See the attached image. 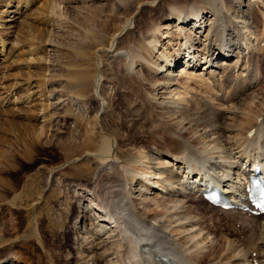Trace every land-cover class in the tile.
I'll return each mask as SVG.
<instances>
[{
	"label": "rangeland",
	"instance_id": "1",
	"mask_svg": "<svg viewBox=\"0 0 264 264\" xmlns=\"http://www.w3.org/2000/svg\"><path fill=\"white\" fill-rule=\"evenodd\" d=\"M33 1L22 7L20 0H0V32H3L1 34L6 39L4 52L0 55V259L8 257L2 264H82V262L92 264L91 238L88 237L89 232L87 233L91 225L89 219L86 221L88 214H93V221L100 224L99 227L104 225L107 228L105 237L109 236L111 241L117 243L115 245L124 244L125 238L123 232H120L115 225L116 222L105 217L106 210L104 212L103 206L106 199H112L110 198L113 194L112 186L108 184L111 185L110 180L116 177L114 172L117 170L114 169L113 174L110 173L108 169H111V164L105 165L102 161L87 158L84 151L93 150L101 144L105 130L107 134L118 139L115 158L118 162L127 161L136 154V156L143 155L142 162L146 163L148 158L145 155L151 147L172 150L173 143L180 136L178 127L167 116V112L161 110L158 113L154 103H149L148 94L152 95L156 87L145 89L140 85L139 76H134L143 73L144 77L155 80L154 69L149 67L150 71L147 69L149 73L144 72L141 62H137L133 65V71L132 69L131 72L126 71L124 69L126 52L134 53L135 50L131 47L137 44L139 36L147 30L153 31V27L156 28L157 23H160L162 30L159 34L162 35L158 46L155 44L151 47L153 49L139 50L143 57L150 56V58L145 57L149 63L153 58L154 63L158 62L156 65L159 63L162 65L165 62L164 56L175 54L180 43L184 42V32L178 31L173 26L177 18L170 16L169 12L173 7L190 11L193 6L200 5L199 7L204 8L205 17L208 16L207 25L213 13L212 6L221 7L227 16L226 23L231 25L227 29L229 34L227 31V34L224 33V41L226 40L227 46L231 43L229 44L231 47H228L237 48L240 57L245 54L246 56L243 57L247 59L250 53L259 52L260 44L264 46V41L258 44L257 38L255 40L257 33H260L259 29H262L260 24L264 21L262 20L264 5H261L264 2L263 0ZM212 1L215 3L212 4ZM250 3H253L252 6ZM50 4H55L56 7L53 9ZM19 6L20 10L17 9ZM246 11H251V16L255 17L252 18L253 22L249 21L254 26L252 25L250 30V26L244 27L245 32L243 22L240 21L244 19L243 15L248 14ZM13 17L15 19L10 21ZM128 22L132 25L124 28L125 23ZM6 25L9 28L5 30ZM240 25L241 28H238ZM256 28L258 31H255ZM249 35H252V38ZM150 38L147 42L151 41ZM113 41H115L114 46ZM232 41L240 44L241 47ZM150 50L152 53L149 52ZM261 53L260 60L263 63L264 48ZM182 56L183 62L189 58V56L186 58V54ZM224 60L230 61L226 58ZM99 61L101 66L98 70L102 77L101 94L96 95L91 87ZM152 61L151 64L154 65ZM181 64H177L175 69ZM82 67L86 68L85 71ZM164 67L161 68L164 72L159 74L160 77L168 73L165 69L169 66ZM201 68L204 69V65ZM218 70L216 71L219 73L216 75L221 85L222 75L221 70ZM86 71L89 77L84 83L77 77ZM206 71L207 69L204 70ZM256 73L259 75L258 79L261 78L258 68ZM260 80L261 82L258 81L255 87H261V84L264 86V78ZM82 85H84L83 90ZM189 85V90L184 92L185 96L189 92L188 97L182 95L186 101L174 103L178 106L177 112H182L191 120L207 114L211 119L220 121L218 101H215L216 105L213 104L217 99L213 94L215 90L199 81L190 82ZM86 86L89 92L85 90ZM221 86L226 89V91L224 89L225 93L230 94L229 87L228 89L224 84ZM261 95L264 96V92ZM204 98L206 102L211 99L210 103L215 108L218 106L217 110H214L210 103L206 104ZM228 99L225 105L231 104L233 108L237 101ZM203 102L206 107L205 104L203 106ZM256 103L264 105L263 101ZM150 104H153L152 107ZM211 106L213 109L207 108ZM43 108H47L45 111L47 113L42 112ZM163 115L165 120L162 118ZM215 115L218 118H215ZM185 132L183 135L190 137L189 133ZM191 140L188 139L195 145L196 142ZM77 141L85 146L81 143L69 149L65 146ZM243 144L241 146L244 147L240 146L241 149L238 147L236 151L242 153L243 148H246L244 149L246 154H256L255 145L250 146L247 142ZM203 146L196 143L191 147L189 150L191 155L188 153L187 157H190L184 166H188V163L189 166H196L197 171L199 170L198 172L207 178L208 182L210 180L219 182L220 176L215 174L209 164L213 150L210 149L211 146L204 148ZM142 150L144 151L141 152ZM75 156H81L80 160H75L78 158H74ZM66 160H75V162L71 161L58 172L51 173L52 167ZM116 172L115 174L119 176ZM106 174L110 176L107 177ZM137 182L131 189H135L133 199L139 205H143L142 201L148 197L142 190L144 186L140 181ZM220 183L226 182L220 181ZM74 184L77 186L74 187ZM74 188L85 200L83 201L85 209L81 211L78 208L79 199L73 191ZM173 193L175 191L160 193L163 194L162 206L174 204L178 195ZM149 196L154 194L149 193ZM190 203L200 205L205 212L207 211L201 201L193 200ZM152 207L149 205L140 208L145 213ZM78 217L80 224L76 223ZM95 225L96 223L92 226ZM240 225L234 224L238 229L237 236L230 235L231 231H228L227 235L245 242L246 233ZM193 227L190 229L192 237L189 239L190 242L199 240L202 236L198 225ZM212 230L219 232L216 228H211V232ZM99 264H102L100 260Z\"/></svg>",
	"mask_w": 264,
	"mask_h": 264
},
{
	"label": "bare ground",
	"instance_id": "2",
	"mask_svg": "<svg viewBox=\"0 0 264 264\" xmlns=\"http://www.w3.org/2000/svg\"><path fill=\"white\" fill-rule=\"evenodd\" d=\"M20 1L23 7L33 0ZM214 3L215 2L212 1V4ZM251 4L253 3H250V5ZM250 5H248V7ZM261 5L263 6L264 3ZM51 6L53 9L56 7L55 4ZM199 6L200 5L193 6L190 11L184 10L183 8L181 9V7L180 9H177L179 7H173L169 12L170 16H176L178 23L176 22L173 26H175L178 31L184 32V42L180 43L178 50L174 49L177 51L175 54H167L168 56L164 54L167 57L163 55L165 57V59L163 57L165 65H163L164 63L162 65L160 63L156 65L158 62L154 63L155 61L153 62L152 58L151 61L154 63L153 65L151 61L149 63L148 59H145L147 56L143 57L144 55L142 56L140 53V50H147L155 44L158 46L159 38L162 35V33L159 34L160 30H162V25H159L160 23H157L158 25L155 26L156 28L153 27V31L151 29V31L147 30L145 33H142L137 39V44L131 47L135 50L134 53L127 51V56L125 57L124 69L126 71L131 72V69L133 71V65L137 62H141L144 72H148L147 69H149V67L154 69V75L156 74V77H154L155 80L146 76L144 77L143 73L142 75L136 72L137 74L134 76H139L138 78H140L141 81L140 85L143 88L149 89L153 88V86L156 87L152 95L150 93L148 94L149 103H154L158 113L161 110L166 111L167 116L178 127V135L180 136L177 137V140L172 145L174 149H159V147L155 148L154 146L151 147L149 152L145 155V157L148 158V162L146 163L142 162V158H144L143 155L136 156L134 153V156L132 155L133 158L131 157L127 161L124 160L122 162L120 160L118 162L115 159L118 139L115 136L107 134L104 130L101 144L93 150L88 149L84 151L87 158L89 157L102 161L105 165L111 164V169H108L110 173L112 172L113 174L115 169L117 170V172H115L119 174V176H117L114 172L116 177L110 180L111 185L108 184L112 186L111 193L113 194L110 197L112 199H106L103 206L104 212L106 210L105 217L111 219L112 222H116L115 225L120 229V232H123L125 238L124 244L118 243V245H115L117 243L111 241L112 239L110 240L109 236L105 237L104 233L107 228H105L104 225L99 227L100 224L93 221V214H88V216H86V221L89 219L91 226L87 231L90 235L87 236L91 238L90 256H92V264H99V260L102 264H264V213L248 215L246 211L239 209H224L221 206L210 203L203 197L200 190H203L208 184L213 185L216 183L213 181L208 182L207 178H204L203 175L198 172L199 170L197 171V168H195L196 166H189V163L188 166H184L188 157H190H187L189 150H191V147L195 146L196 143L203 144V148L211 146L210 149L213 150V153L209 164L216 172L215 174L220 176V181L226 182L221 184L219 181L224 189L231 192L233 198L243 195L244 189L248 181L252 179L254 170L257 166L261 167L264 175V105L256 103V101L264 102V96L261 95L264 92V86L261 84V87H255L256 83L258 81L261 82L260 79L264 78V62L262 63L260 60L262 48H264V46L260 44L259 52L256 51V54L254 50V52L252 51L254 54L248 52V54L250 53V57L247 59L244 58L246 55L242 54V57L244 56L243 60L240 54H238L239 51L236 50V47L238 45L240 46V44L234 43L235 37L233 39L234 42H232L238 44L235 47L236 49H234V47L230 48L231 45L229 44L231 43L229 42L228 46L230 47H228L226 45V40L224 41V33H226L228 26L231 25L230 23H226L227 16L223 13L221 7L212 6L213 13L207 25L208 16L205 17L204 8ZM17 9L20 10V6ZM251 11H246L248 14L244 12L246 15L242 16L244 19L240 22H243V30L244 27L247 26H250L249 30L252 29L251 26L253 23L251 24L249 21L253 22L252 18L255 16H251ZM262 13L260 14L261 16ZM13 19L15 18H11L10 21ZM262 20H264V18ZM130 25H132L131 22L125 23L124 28H128ZM260 25H262V29H259L260 33L256 32L257 37H255V40L256 38L258 40V44L264 41V21ZM4 27L5 30L9 28L7 25ZM238 28H241V25ZM187 29L189 32L186 31ZM255 31H258V29L256 28ZM1 33L3 32H0V55L4 52L6 45V39ZM251 36L250 38H252ZM150 37H152V39ZM148 38H150L151 41L147 42ZM112 44L114 46L115 41H113ZM181 47L183 48L181 49ZM153 51H155V49ZM149 52L152 53V50ZM185 54L187 55L186 58L188 56L189 58L183 62L181 59H183L182 55ZM233 57L237 59L235 60ZM147 58H150V56ZM224 58L230 61L227 62ZM179 63H182L181 66L175 69L176 65ZM97 64L96 72L93 75V85L91 87L93 93L96 95L101 94L100 83L102 80L98 70V67L100 68L101 66L100 61ZM203 65L204 69L201 68ZM164 66H169V68L165 69V72L167 71L168 73L160 77L159 74L164 72V69L161 68H165ZM257 68L261 76L259 79L257 77L259 75L256 73ZM205 69H207L206 72H204ZM217 69L221 70L220 73L222 77H220L221 75L219 77L222 79L220 81H222L223 83H221L226 85L227 88H230H228L230 94L225 93L226 89L218 82L219 80L217 79L216 73L219 72L216 71ZM88 77L89 75L86 71L83 75L79 74L77 78L86 83ZM195 81L202 82L204 85L213 88L212 90H215L213 94L217 99L213 101V104L215 101H218L219 107H217L220 108L219 116L221 112L220 121L211 119L207 114H203L201 117L198 116L199 118L191 120L189 117L184 116L182 112H177L178 106L174 103L186 101L182 95L184 94L185 96V90H189L190 82L192 83ZM83 86L84 85H82V90L84 89ZM86 89L88 91L87 86L85 87V90ZM79 93L81 94L82 92ZM227 98L237 101L234 100L236 105L234 103L233 105L235 106L233 108H231V104L228 106L226 103L228 107L225 105ZM204 99L201 100L204 101ZM189 100L191 99L189 98ZM210 101L211 99L207 102L210 103ZM205 102L202 103L203 106ZM174 105L176 106V111L174 110ZM210 105L212 104L210 103ZM212 106L211 108H207L213 109L214 107V110L217 108ZM43 109L44 111L42 112L44 113L47 108ZM162 113L160 114L162 115ZM164 116L165 115L162 116V118H164L163 120H165ZM216 117L218 118V116L215 115V118ZM188 129H190V131H188ZM185 131L189 133L190 137L183 135ZM188 139L195 141V145L193 142L190 143ZM244 142H247L250 146L251 144L255 145L254 150L256 149V154H254L253 150L252 152L254 155H249V153L246 154L244 150L246 148H243L244 152L242 153L236 151V148H240ZM80 143L78 141L71 142L69 145L65 146L69 149V147L79 146ZM143 151L144 150L141 152ZM189 155L191 154L189 153ZM81 156H75L74 158L78 157L75 160H80ZM239 158H241V160ZM75 160H66L52 167L51 173L54 174L58 172L71 161L74 163ZM108 174H106L107 177L110 176ZM135 181L141 182L140 184L144 186V188L141 186L142 190L145 196L148 197L142 201L143 205H140L142 207L149 205H151V207L155 206L150 209L153 210V212L150 210L145 213L142 212L141 206L133 199L135 189H131L133 188V184L136 183ZM73 186L75 187L77 185L74 184ZM106 188H108V186H106ZM76 190V188L73 189L75 192ZM169 191L177 192V194H173L178 196L174 204L162 206L161 198L164 192ZM161 192H163L162 195L160 194ZM149 193H153L154 196H149ZM76 196H78V208L79 211H81L85 209V206H83V201L85 200L79 192H76ZM193 200L201 201L204 205V209L207 211L205 212L200 205L199 207L191 204L190 201ZM219 213L221 215H219ZM79 221L78 217L76 223L80 224ZM94 223H96V225L93 227L92 225H94ZM233 223L241 224L240 227L241 229L244 228L248 239H246L247 241H240L227 235V232L231 231L230 235L237 236L238 229H236ZM197 225L202 232V236L199 240L190 242L191 240L189 239H192L190 236V229H192L191 227L193 226L197 227ZM76 227L79 228V226ZM211 228H216L219 232L215 230L211 232ZM193 253L196 255L194 256ZM7 259L8 257L0 259V264ZM16 260H18V258H16Z\"/></svg>",
	"mask_w": 264,
	"mask_h": 264
}]
</instances>
